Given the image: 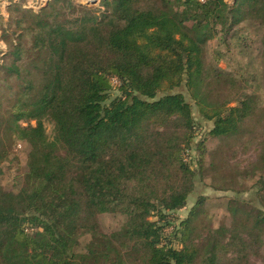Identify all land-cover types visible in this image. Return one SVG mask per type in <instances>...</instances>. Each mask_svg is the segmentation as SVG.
<instances>
[{
  "label": "trees",
  "instance_id": "16d2710c",
  "mask_svg": "<svg viewBox=\"0 0 264 264\" xmlns=\"http://www.w3.org/2000/svg\"><path fill=\"white\" fill-rule=\"evenodd\" d=\"M104 5L102 18L61 21L59 13L77 5L50 0L0 62L16 78L6 104L0 101V264H251L248 252L264 233V211L250 206L253 199L236 206L228 198L230 221L200 235L203 197L179 225L173 212L195 189L188 151L197 122L189 98L213 121L212 137L264 127L262 97L218 68L208 49L212 39H226L230 25L251 20L264 55V0ZM20 143L29 149L27 165L19 188L6 190L2 164ZM212 156L216 190L250 188L221 173L231 170L227 159L216 162L214 149ZM257 173L264 200V146L246 175ZM118 210L124 222L104 229L101 214Z\"/></svg>",
  "mask_w": 264,
  "mask_h": 264
},
{
  "label": "rangeland",
  "instance_id": "374dc122",
  "mask_svg": "<svg viewBox=\"0 0 264 264\" xmlns=\"http://www.w3.org/2000/svg\"><path fill=\"white\" fill-rule=\"evenodd\" d=\"M14 1V2H13ZM50 0H0V62L7 60L6 53L9 52L10 44L16 41L15 36L22 31V27L30 24L29 16L35 11H40L47 5ZM77 8L73 9L65 7L61 11L58 18L62 21L67 19L68 21H74L76 18H83L85 15L97 16L102 18L107 13V8L104 5L105 0H72ZM231 7L236 6L239 0H226ZM79 6H86L88 9L80 8ZM32 11V12H30ZM240 17V16H238ZM76 19V20H78ZM230 33L226 35V39L217 38L211 40L209 45V52L212 53V57H217L218 61H215L218 68L230 73L232 76H236L243 81L246 85V89L249 92H256L262 97V105L264 104V55L261 50L260 30L259 25L251 20H243L242 22L236 21V23L230 25ZM3 31L7 32V35L3 36ZM16 31V34H12ZM260 32V33H259ZM24 39V38H23ZM244 40V41H242ZM225 41V42H222ZM25 45L26 40H22L21 43ZM16 85V78L9 79L5 76V72L0 68V101L5 105V100L8 98V93L11 86ZM10 88H8V86ZM16 89V86L13 87ZM255 90V91H250ZM187 93V90L185 91ZM118 93V92H115ZM188 95V94H187ZM189 97V95H188ZM194 104V116L196 119L197 133L194 132V148L188 151L191 154L192 168L195 172V189L188 200L186 207H183L175 212V223L186 219L191 211V208L203 197V213L196 219L197 230L195 234H202L208 227L215 226L223 223L222 221H230V215L225 210L226 202L230 200L239 206V200L246 199L251 200L250 206H255L257 209L264 211V200L260 196H257L256 191L260 189V185L257 184L259 173L255 176L247 174V171L251 169L252 163L258 159L259 151L264 146V127L261 125H252L254 133H240L234 137L222 140L220 138L212 137L210 134L213 128V121L205 119L200 115L198 107ZM23 124L27 121L23 120ZM35 123V121H32ZM47 131L51 133L53 126L45 120ZM262 124V123H261ZM202 146L200 147V144ZM21 144V145H20ZM14 144L9 148L8 157L3 165V175L1 176V182L6 190H17L20 186L21 179L19 180V174L24 171L27 165L28 146L24 143ZM197 147V149H196ZM215 150L219 154V159H215L216 162L221 163L224 159L228 160L231 170H223L221 173H228L229 175H235L238 183L237 185L245 184L247 191L243 193H234L232 191L216 190L213 187V183L216 184L218 176L216 175L215 167L212 165L213 156L212 150ZM221 155V157H220ZM215 162V163H216ZM215 168V169H214ZM239 190H242L239 187ZM264 195V188L262 193ZM230 198V200H227ZM253 204V205H252ZM227 215V216H226ZM125 214L121 210L106 212L101 214L100 220L102 226L106 230L118 228L125 220ZM151 220H158L157 217L152 216ZM264 224V223H263ZM170 229V228H169ZM263 243L257 244L254 249H250L248 252V261L251 264H264V233L260 235ZM235 245L232 244L231 246ZM234 251L228 253V257L232 256Z\"/></svg>",
  "mask_w": 264,
  "mask_h": 264
}]
</instances>
